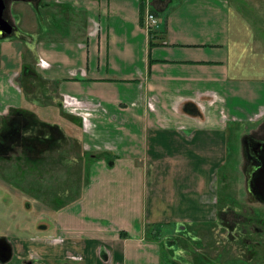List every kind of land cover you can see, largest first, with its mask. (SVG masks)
Listing matches in <instances>:
<instances>
[{
	"label": "crops",
	"instance_id": "0c3cea01",
	"mask_svg": "<svg viewBox=\"0 0 264 264\" xmlns=\"http://www.w3.org/2000/svg\"><path fill=\"white\" fill-rule=\"evenodd\" d=\"M44 2L82 18L68 35L39 36L37 52L58 105L77 101L63 112L75 114L89 170L53 223L13 237L0 264H161L183 225L210 222L233 198L223 169L239 166L247 126L264 131V0L30 4Z\"/></svg>",
	"mask_w": 264,
	"mask_h": 264
},
{
	"label": "rangeland",
	"instance_id": "374dc122",
	"mask_svg": "<svg viewBox=\"0 0 264 264\" xmlns=\"http://www.w3.org/2000/svg\"><path fill=\"white\" fill-rule=\"evenodd\" d=\"M5 1L4 17L13 25V32H0V79L14 90L0 91V237L10 242L18 235L35 234L39 225H51L55 210L72 202L68 197L82 190L89 169L87 156L75 154L81 148L78 125L71 119L75 114L63 112H71L63 105L64 95L61 105L56 102L55 87L42 76L37 52L39 36H61L59 27L68 35L69 24L77 28L82 18L48 2L35 8L30 4L33 0ZM20 18L26 19L27 29L21 27ZM14 91L17 101L13 100ZM12 108L33 112L34 130L37 120L59 123L63 138L57 141L62 145L52 146L55 137L53 142L52 138L47 142L46 138L24 140L25 118L13 114ZM259 122L247 126L246 131L260 133ZM243 150L234 172L231 161L223 169H230L228 179L221 181L227 182L224 188L229 187L233 198L222 202L223 209L210 222L183 225L186 230L178 231L172 244L163 247L161 264H264V205L251 198ZM178 228L173 223L161 230L167 236L169 230L172 235L171 230Z\"/></svg>",
	"mask_w": 264,
	"mask_h": 264
},
{
	"label": "flooded vegetation",
	"instance_id": "af4514ba",
	"mask_svg": "<svg viewBox=\"0 0 264 264\" xmlns=\"http://www.w3.org/2000/svg\"><path fill=\"white\" fill-rule=\"evenodd\" d=\"M243 149L248 160V163L246 164L247 168L249 167L247 174V182L251 198H253L255 201H258V203H262V205H264V194H258L259 196L255 194L252 191L250 184L253 179V175L256 172L263 173V177L261 178V180L264 182V131H260V133H257L256 135L251 134L245 137Z\"/></svg>",
	"mask_w": 264,
	"mask_h": 264
},
{
	"label": "trees",
	"instance_id": "16d2710c",
	"mask_svg": "<svg viewBox=\"0 0 264 264\" xmlns=\"http://www.w3.org/2000/svg\"><path fill=\"white\" fill-rule=\"evenodd\" d=\"M153 12L155 13V11H153ZM141 24L144 25V16L141 17ZM151 33H152V31H150V34ZM11 110H12L13 114L21 115V117L23 118V121H24V118H25L26 124H25L24 128L26 129L25 132L27 134L23 138L24 140H26L28 138H36V141L39 142L43 138H46L45 142H47L48 141L47 139H51L52 138L51 140L53 142L54 137H55L56 141H57L58 138H61V139L63 138V132L61 131V128L58 125H56V124L55 125H50V124H47L46 122L37 120V125H36V128L34 130V128L32 126V120L35 121V117H34L35 114L33 112H30V111H28L26 109H22V108L21 109H19V108L13 109L12 108ZM46 144H50V143H46ZM52 144H53L52 146L57 145V144L58 145L60 144V146H61L62 142H58L57 141V142H53ZM87 156H88V154H87Z\"/></svg>",
	"mask_w": 264,
	"mask_h": 264
},
{
	"label": "water",
	"instance_id": "95a60500",
	"mask_svg": "<svg viewBox=\"0 0 264 264\" xmlns=\"http://www.w3.org/2000/svg\"><path fill=\"white\" fill-rule=\"evenodd\" d=\"M6 9V1L0 0V32L2 35L11 34L13 32V25L4 17ZM263 173L256 172L251 181V188L255 194H264V182L261 180ZM258 195V196H259ZM261 197V196H260ZM13 256V248L6 237H0V262L6 263L11 260Z\"/></svg>",
	"mask_w": 264,
	"mask_h": 264
},
{
	"label": "built area",
	"instance_id": "2783aa9c",
	"mask_svg": "<svg viewBox=\"0 0 264 264\" xmlns=\"http://www.w3.org/2000/svg\"><path fill=\"white\" fill-rule=\"evenodd\" d=\"M144 25L146 27L147 30H152L154 29L155 27L158 26V17L157 15L152 12V11H149L145 14V19H144ZM39 65L41 67H44L46 65L45 61L44 60H40L39 61ZM63 105L65 107H74L75 105H77V101L75 98L71 97V96H65L64 97V100H63Z\"/></svg>",
	"mask_w": 264,
	"mask_h": 264
}]
</instances>
